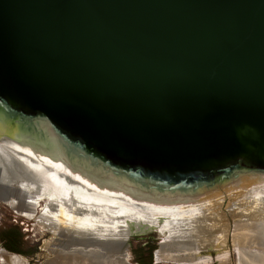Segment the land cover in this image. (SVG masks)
Wrapping results in <instances>:
<instances>
[{"label": "water", "instance_id": "1", "mask_svg": "<svg viewBox=\"0 0 264 264\" xmlns=\"http://www.w3.org/2000/svg\"><path fill=\"white\" fill-rule=\"evenodd\" d=\"M0 85L113 154L224 165L264 145V0H0Z\"/></svg>", "mask_w": 264, "mask_h": 264}, {"label": "bare ground", "instance_id": "2", "mask_svg": "<svg viewBox=\"0 0 264 264\" xmlns=\"http://www.w3.org/2000/svg\"><path fill=\"white\" fill-rule=\"evenodd\" d=\"M2 90L0 203L52 234L40 264H137L130 238L150 232L162 239L155 264H227L229 236L235 264H264V145L247 128L224 165L152 164L113 154ZM0 264L27 259L0 247Z\"/></svg>", "mask_w": 264, "mask_h": 264}, {"label": "rangeland", "instance_id": "3", "mask_svg": "<svg viewBox=\"0 0 264 264\" xmlns=\"http://www.w3.org/2000/svg\"><path fill=\"white\" fill-rule=\"evenodd\" d=\"M227 202V199L225 203ZM41 203L43 201L41 200ZM41 206H38V210ZM13 206L9 203H0V227L4 225H14L19 231L25 235L27 241L30 243L29 249L27 251L39 252L38 256H34L33 259L29 260V264H40L42 261L48 258L49 252L45 249L44 243L45 239H48L52 234L44 230V228L39 227L34 223V219H26L22 217ZM230 224L233 226V217L229 215ZM129 252L130 260L137 264H155L154 250L158 248L159 242L162 240L161 235L156 232H150L144 235H133L130 238ZM62 241V239H61ZM29 245V244H28ZM228 247L230 258L227 264H235V251L231 244V236L228 239ZM150 252V257H149ZM213 256H215L216 251L211 250ZM151 259V260H150ZM160 264H177L172 261L162 262ZM209 264H218L216 262Z\"/></svg>", "mask_w": 264, "mask_h": 264}, {"label": "crops", "instance_id": "4", "mask_svg": "<svg viewBox=\"0 0 264 264\" xmlns=\"http://www.w3.org/2000/svg\"><path fill=\"white\" fill-rule=\"evenodd\" d=\"M12 229H14L15 231H17V234H19V237L21 238V240H23V241H25V244H26V246H23L22 244H17V245H15L14 247H16V248H18L20 251H22L23 253H25V255H23V254H18V253H14V252H11V251H9V250H7V249H5L4 247H3V245H2V242L0 241V247H2L3 249H5L7 252H9V253H12V254H17V255H21V256H23V257H25L26 259H27V264H29V260H31V259H33V257L35 256H38V254H40L39 252H36V250L34 251V252H32L31 250L30 251H27V249H29V247L31 246L30 245V243L27 241V237L25 236V235H23L20 231H19V229L16 227V226H14V225H4V226H1L0 227V233L1 234H3V236H4V234L6 233V232H8V231H11ZM19 232V233H18ZM16 234V235H17ZM17 243V242H16ZM29 244V245H28Z\"/></svg>", "mask_w": 264, "mask_h": 264}, {"label": "trees", "instance_id": "5", "mask_svg": "<svg viewBox=\"0 0 264 264\" xmlns=\"http://www.w3.org/2000/svg\"><path fill=\"white\" fill-rule=\"evenodd\" d=\"M16 234H17V231H15L14 229L6 232L4 236L3 234L0 233V241L2 242V245L5 249L11 252H14V253L25 255V253L20 251L18 248L14 247L17 244H22L23 246H26L25 241L21 240V238L19 237L20 233L17 235ZM149 257H150V252H149Z\"/></svg>", "mask_w": 264, "mask_h": 264}]
</instances>
